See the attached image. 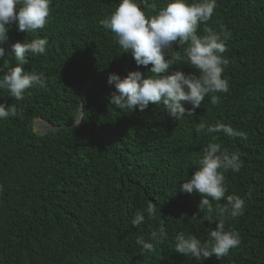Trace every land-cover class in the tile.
Listing matches in <instances>:
<instances>
[{
	"label": "trees",
	"instance_id": "1",
	"mask_svg": "<svg viewBox=\"0 0 264 264\" xmlns=\"http://www.w3.org/2000/svg\"><path fill=\"white\" fill-rule=\"evenodd\" d=\"M167 2L148 0L143 7L155 14ZM118 3L51 0L42 30L19 32L13 24L0 42L2 75L15 66L13 43L49 40L46 55L29 56L22 66L44 73L47 87L26 90L22 100L0 90V102L17 106L15 117L0 119V264H264V0H217L207 25L232 33L223 54L230 61L223 73L229 91L217 93V105L206 96L195 116L179 121L154 104L143 112L110 104V73L151 74V65L137 66L100 23ZM198 32L204 34L203 26ZM183 47L174 42L172 56L182 58ZM177 68L199 75L182 59L169 74ZM81 107L84 119L74 128ZM37 119L53 128L35 130ZM218 121L247 139L196 132L199 123L206 129ZM209 142L240 155L241 170L225 173L226 196L242 197L245 209L225 217L226 228L240 233V245L221 259L197 261L176 252L174 238L184 232L203 241L216 227L205 219L207 209H198L201 195L180 191ZM226 196L210 199L214 215ZM148 203L156 205V217L132 226L135 212ZM161 226L167 239L142 253L137 237L149 240Z\"/></svg>",
	"mask_w": 264,
	"mask_h": 264
},
{
	"label": "clouds",
	"instance_id": "2",
	"mask_svg": "<svg viewBox=\"0 0 264 264\" xmlns=\"http://www.w3.org/2000/svg\"><path fill=\"white\" fill-rule=\"evenodd\" d=\"M148 0H119L115 10L100 23L113 33V39L123 49L131 52L137 66H144L151 74L140 70L129 71L121 78L118 73H110L107 78L109 85L115 90L110 94V104L120 110L143 112L154 104L162 107V111L175 120L196 115L206 96L211 103H220L217 93H227L229 83L223 77L229 59L223 55L227 50V41L232 33L221 25L219 30L209 27L207 22L212 19L217 0H168L166 6L155 14H146L144 7ZM51 0H0V42L7 39L9 29L16 25L19 32H35L43 29L50 19ZM203 26V35L198 29ZM179 42L183 47V57H173V43ZM49 45L47 36L31 41H16L11 45L15 63L7 73L0 75V90H6L16 100L24 98L26 90L47 87L45 74L29 72L23 69L29 56L46 55ZM5 55V48L0 44V57ZM183 61L199 71L185 73L180 68L169 74L170 66L177 60ZM0 72L3 69L0 68ZM187 102L191 107L186 108ZM81 113L83 112L80 110ZM17 115V106L0 102V119L7 120ZM80 115L74 121V128L83 120ZM45 120V119H43ZM47 121V120H46ZM48 122V121H47ZM49 123V122H48ZM53 127V126H52ZM223 132L229 137L247 139V134L234 129L231 124L217 122L205 129L203 122L196 125V132ZM216 139L213 136V141ZM193 174L180 184V191L188 194L199 193L200 212L207 209L205 217L210 223L216 222V227L209 233V238L201 240L194 234L179 232L174 240V250L197 261L215 255L218 259L229 254L231 249L241 243L240 233L232 228H226V215L236 218L244 214L245 200L238 195H227L225 173L229 170L239 172L243 161L238 153H229L222 149L219 143L209 142L203 148V155L194 160ZM2 187V186H0ZM226 196V206L218 207L213 214L210 199L220 201ZM156 205L148 203L143 209L137 210L131 220V225L139 228L146 217L155 218ZM197 219V214L191 216ZM167 231L161 226L153 230L150 239L143 236L136 239L142 253H151L155 245L167 239Z\"/></svg>",
	"mask_w": 264,
	"mask_h": 264
},
{
	"label": "rangeland",
	"instance_id": "3",
	"mask_svg": "<svg viewBox=\"0 0 264 264\" xmlns=\"http://www.w3.org/2000/svg\"><path fill=\"white\" fill-rule=\"evenodd\" d=\"M35 130H40L42 132H46L50 129H52V125L50 123H48L46 120L43 119H37L35 121V126H34Z\"/></svg>",
	"mask_w": 264,
	"mask_h": 264
},
{
	"label": "water",
	"instance_id": "4",
	"mask_svg": "<svg viewBox=\"0 0 264 264\" xmlns=\"http://www.w3.org/2000/svg\"><path fill=\"white\" fill-rule=\"evenodd\" d=\"M87 88H89V86L87 87ZM82 97V96H81ZM80 110H82L83 111V109H82V107L80 108ZM80 112V115H82L83 114V112L81 113V111H79Z\"/></svg>",
	"mask_w": 264,
	"mask_h": 264
}]
</instances>
